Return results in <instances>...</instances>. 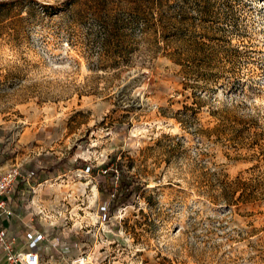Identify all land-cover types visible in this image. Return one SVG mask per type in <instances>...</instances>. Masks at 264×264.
Listing matches in <instances>:
<instances>
[{
    "label": "rangeland",
    "instance_id": "374dc122",
    "mask_svg": "<svg viewBox=\"0 0 264 264\" xmlns=\"http://www.w3.org/2000/svg\"><path fill=\"white\" fill-rule=\"evenodd\" d=\"M64 1L0 0V172L35 171L0 221L58 264H264V194L217 196L264 187V0H147L112 46ZM180 6L179 35L213 45L154 34ZM121 174L139 189L113 204Z\"/></svg>",
    "mask_w": 264,
    "mask_h": 264
},
{
    "label": "trees",
    "instance_id": "16d2710c",
    "mask_svg": "<svg viewBox=\"0 0 264 264\" xmlns=\"http://www.w3.org/2000/svg\"><path fill=\"white\" fill-rule=\"evenodd\" d=\"M145 1L147 0H65L64 4L66 12L71 18V23L73 21L87 25V30L92 32L94 37L100 40L104 46H112L114 42L118 43L125 40L124 38L127 36L131 37L137 26L141 32L147 31L144 27L141 28L139 26L142 24L143 26L148 25V13L140 5ZM209 3V0H202L201 15H206ZM46 5L51 8L54 7L51 3ZM184 10L183 6H180L178 14L172 16L174 18L171 21L172 23H162L159 31H155L154 29V34L161 36L166 41L169 37L174 35L178 36L180 30L183 29L181 27L182 24L186 21ZM207 26L209 28L211 27L210 24ZM179 36L185 38L187 42L194 46V52L204 50L201 49L204 44L213 45L202 38L195 37L190 29H187L184 34H180ZM194 60H192L193 63L188 64L187 68L188 70L199 72L201 69L194 63ZM258 182H260L259 179L252 178V180H244L237 175L233 179H224L221 177L220 191L217 195L218 199L230 205L238 201L248 202L263 197L264 187L257 184ZM117 183L114 187L115 191L111 195L113 204L126 202L132 193L139 189L127 174L119 175ZM236 192L237 194L235 195Z\"/></svg>",
    "mask_w": 264,
    "mask_h": 264
},
{
    "label": "built area",
    "instance_id": "2783aa9c",
    "mask_svg": "<svg viewBox=\"0 0 264 264\" xmlns=\"http://www.w3.org/2000/svg\"><path fill=\"white\" fill-rule=\"evenodd\" d=\"M34 174V170H27L21 164L0 172V216L14 213L17 192L22 183H30ZM28 234L26 245L18 246L16 238H10L8 227L0 221V259L5 264H42L39 250L33 247L45 234L34 227Z\"/></svg>",
    "mask_w": 264,
    "mask_h": 264
},
{
    "label": "crops",
    "instance_id": "0c3cea01",
    "mask_svg": "<svg viewBox=\"0 0 264 264\" xmlns=\"http://www.w3.org/2000/svg\"><path fill=\"white\" fill-rule=\"evenodd\" d=\"M6 226L8 227V233L10 234V238L15 237L16 241L18 242V246H21V242L20 239L18 237V234L16 233L18 225H13L12 223L6 224ZM16 233V234H14ZM23 246V245H22ZM51 246L48 244L45 247L41 248L42 251L44 252V254L46 255L43 258L42 264H51L52 262H54L53 264H58V259L55 258L54 253L51 252ZM60 260V259H59ZM0 264H5V262L3 261V259H0Z\"/></svg>",
    "mask_w": 264,
    "mask_h": 264
}]
</instances>
